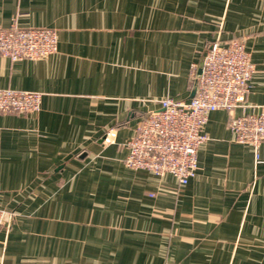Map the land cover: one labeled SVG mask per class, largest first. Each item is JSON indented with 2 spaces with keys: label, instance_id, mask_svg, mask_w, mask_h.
<instances>
[{
  "label": "crops",
  "instance_id": "obj_1",
  "mask_svg": "<svg viewBox=\"0 0 264 264\" xmlns=\"http://www.w3.org/2000/svg\"><path fill=\"white\" fill-rule=\"evenodd\" d=\"M57 31L39 59L0 55V88L42 93L0 113V264H264V142H237L232 112L187 184L125 164L139 120L188 100L217 38L255 64L246 111H264V0H0V27Z\"/></svg>",
  "mask_w": 264,
  "mask_h": 264
},
{
  "label": "built area",
  "instance_id": "obj_2",
  "mask_svg": "<svg viewBox=\"0 0 264 264\" xmlns=\"http://www.w3.org/2000/svg\"><path fill=\"white\" fill-rule=\"evenodd\" d=\"M58 49L57 31L48 27H24L13 23L0 27V55L13 61L39 59ZM255 64L240 38L209 44L201 64L193 66L195 94L188 100L164 98L160 108L143 116L135 134L127 142L125 164L135 170H147L156 176H174L187 184L198 169V150L209 138L205 126L211 112L244 111L234 116L229 127L237 142L251 146L257 162L264 142V111L253 107L246 111V97L255 73ZM42 93L0 88V113L36 112ZM0 206V230L11 221Z\"/></svg>",
  "mask_w": 264,
  "mask_h": 264
},
{
  "label": "water",
  "instance_id": "obj_3",
  "mask_svg": "<svg viewBox=\"0 0 264 264\" xmlns=\"http://www.w3.org/2000/svg\"><path fill=\"white\" fill-rule=\"evenodd\" d=\"M194 94H195V90H193L192 97L194 96Z\"/></svg>",
  "mask_w": 264,
  "mask_h": 264
}]
</instances>
